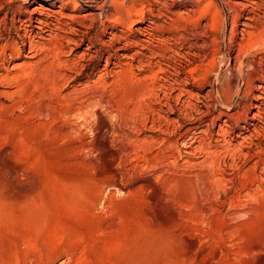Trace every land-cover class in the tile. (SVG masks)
Instances as JSON below:
<instances>
[{
	"label": "rangeland",
	"instance_id": "rangeland-1",
	"mask_svg": "<svg viewBox=\"0 0 264 264\" xmlns=\"http://www.w3.org/2000/svg\"><path fill=\"white\" fill-rule=\"evenodd\" d=\"M231 1L0 0V264H264V0Z\"/></svg>",
	"mask_w": 264,
	"mask_h": 264
},
{
	"label": "bare ground",
	"instance_id": "bare-ground-1",
	"mask_svg": "<svg viewBox=\"0 0 264 264\" xmlns=\"http://www.w3.org/2000/svg\"><path fill=\"white\" fill-rule=\"evenodd\" d=\"M23 1H27V0H23ZM231 1V0H230ZM228 2H229V0H228ZM232 2V1H231ZM237 2V1H236ZM244 2V1H243ZM245 3V2H244ZM229 4H230V2H229ZM234 4H235V2H234ZM234 4H232V5H234ZM239 4H242V3H239ZM236 5V4H235ZM234 5V6H235ZM255 5V4H254ZM2 6V5H1ZM240 6V5H239ZM238 6V7H239ZM242 6H243V8H244V5L242 4ZM245 6H246V4H245ZM231 7V6H230ZM242 8V7H241ZM206 9V8H205ZM239 9V8H238ZM250 9V8H249ZM50 10V9H49ZM194 10V9H193ZM199 10H201V9H199ZM25 11V10H24ZM45 11H47V10H45L44 9V6L43 5H39V6H34V8H32V9H30V10H28V8H27V10L25 11V13L28 15V17H26V21H27V25L25 26V29H24V37H28V40H29V42H30V48L32 49V50H43V49H46V50H49L50 48H51V46L53 47H55V49L56 50H58V51H62V44H60L59 42H58V40H59V37L57 36V35H54V37H51V38H54L53 39V41H51L50 39L51 38H47V37H45V36H43V34L44 33H46V29H48L49 28V25L50 24H53L52 23V21H50L49 19V16H52V17H54L55 15H60L62 18H66V19H70L69 17H70V15H72V14H70V15H68V14H64V13H62L61 11H59V10H57V11H53V10H51L50 12H48V13H46ZM198 11V10H197ZM188 12H189V9H188ZM188 12L186 13H184V14H176L177 15V22L175 21V22H173L174 24H173V26L174 27H180L181 28V25H180V22H182V20L184 21V22H188V20H190V16L188 17ZM181 13V12H180ZM256 13V12H255ZM5 15V14H4ZM69 17H68V16ZM91 15V14H90ZM142 16V15H141ZM73 17V16H72ZM71 17V18H72ZM74 17H77L76 16V14H75V16ZM78 17H80V16H78ZM88 17V16H87ZM55 18V17H54ZM82 18H83V16H82ZM251 17L249 16L248 18H246L247 19V21L250 19ZM61 19V18H60ZM77 19V18H76ZM75 19V20H76ZM214 19V18H213ZM1 20V19H0ZM74 20V21H75ZM181 20V21H180ZM3 21V20H2ZM70 21H71V19H70ZM78 21V20H77ZM247 21H244V22H242L241 23V25H242V27H241V31L240 32H242V33H247L248 31L246 30V28H248V27H250V25H249V23H247ZM76 22V21H75ZM81 22V21H80ZM58 23H59V20H58ZM71 24V23H70ZM187 24V23H186ZM211 24V23H210ZM80 25H82V24H80ZM217 24H216V22H213L212 23V27L214 28L215 26H216ZM85 26V25H84ZM235 27V32H236V27L237 26H234ZM216 28V27H215ZM233 28V27H232ZM33 29H35L37 32L35 33V37H34V39H32V37H30V35H29V33H31L30 31L31 30H33ZM72 29H74V28H72ZM175 29V28H174ZM249 29V28H248ZM58 30V29H57ZM71 30V29H70ZM181 30H183V29H181ZM178 31V30H177ZM184 31H185V29H184ZM183 31V32H184ZM201 31V30H200ZM71 32H72V30H71ZM182 32V33H183ZM185 32H187V31H185ZM234 32V31H233ZM181 33V34H182ZM242 33H240L241 35H242ZM34 34V33H33ZM49 34V33H48ZM115 34V33H114ZM113 34V35H114ZM118 34V33H117ZM199 34V33H198ZM197 34V35H198ZM202 34V33H201ZM200 34V35H201ZM74 35V34H73ZM116 35V34H115ZM114 35V36H115ZM193 35V34H192ZM234 35V34H233ZM34 36V35H33ZM47 36H52V35H47ZM59 36H61V35H59ZM117 36V35H116ZM121 36V35H120ZM176 36H178V35H176ZM184 35H182V37H183ZM203 36H204V34H203ZM243 36V35H242ZM63 37V36H62ZM71 37V36H70ZM35 38H37L36 39V41H35ZM65 38V37H64ZM67 38V37H66ZM65 38V39H66ZM179 38H180V35H179ZM179 38H176L177 40L179 39ZM114 39H116V40H121L120 39V37H115ZM113 39V40H114ZM182 39V38H181ZM48 40H50L51 42H49V43H51V44H49V43H47V41ZM64 40V39H63ZM115 40V41H116ZM239 40V41H238ZM238 40H236V41H238V42H236L237 43V45H238V47H240V49H239V51L242 49V50H244V51H246V49L248 48V43L246 42V41H244L245 39H238ZM68 41V42H67ZM67 43H71L72 41H73V43H75V44H77V42L75 41V40H73V39H68L67 38ZM102 42V41H101ZM118 42V41H117ZM196 42H197V40H196ZM105 43V42H104ZM204 43V42H203ZM216 43V42H215ZM102 44V43H101ZM213 44V43H212ZM250 44V43H249ZM29 45V44H28ZM78 45V44H77ZM213 45H215V44H213ZM251 45V44H250ZM264 45V44H263ZM75 46V45H74ZM189 47H187V48H195V50H196V48H198L197 46H196V44L195 43H192L191 42V44L190 45H188ZM199 46V45H198ZM202 46H204V45H202ZM216 46V45H215ZM254 47V46H253ZM121 48V47H120ZM203 48V47H202ZM31 50V51H32ZM72 50V49H71ZM212 50H214V49H212ZM29 51V50H28ZM34 51V52H35ZM57 51V52H58ZM187 51V50H186ZM209 51H211V49L209 50ZM30 52V51H29ZM41 52V51H40ZM55 52V51H54ZM54 52H53V54H54ZM56 52V53H57ZM217 52V51H216ZM241 52V51H240ZM136 53V52H135ZM243 53V52H242ZM245 53V52H244ZM248 53V52H247ZM27 54V53H26ZM33 54V53H32ZM35 54V53H34ZM37 54V53H36ZM188 55V57H189V59L188 60H186L187 62V65H189V64H191V61L193 60V59H195V58H197L198 56H199V54H198V51H194V52H187V53H185V55ZM202 54V53H201ZM205 54V53H204ZM213 54H214V52H213ZM239 54V53H238ZM25 55V54H24ZM40 55H41V53H40ZM51 55V54H50ZM61 55V54H60ZM65 55V54H64ZM35 56V55H34ZM37 56V55H36ZM83 56V54L81 55V57ZM179 56V55H178ZM205 56V55H204ZM207 56V55H206ZM240 57V56H239ZM24 58L26 59V60H24V63H22L21 64V66H23L24 67V69H28V67L30 68V66H32V65H36L37 63H40L41 61H43V58H42V56H41V58L42 59H40V57H39V61L38 62H32V61H30V59H33L32 57H30V55L28 56V55H25L24 56ZM58 58V57H57ZM108 58H110V57H108ZM216 58H217V56H216ZM260 58V57H259ZM27 59H28V61H27ZM199 59V58H198ZM213 59H214V57H213ZM234 60L233 61H235V57L233 58ZM237 59V58H236ZM107 60V59H106ZM195 61V60H194ZM208 61V60H207ZM201 62V61H200ZM202 62H203V60H202ZM244 62H246L247 63V61H245V60H243V58H240V65L241 64H243ZM43 63V62H42ZM65 63V62H64ZM69 63V62H68ZM108 63V62H107ZM107 63H106V65H107ZM147 63V62H146ZM209 63V62H208ZM208 63H206V64H208ZM213 63V62H212ZM192 64H193V62H192ZM205 64V63H204ZM215 64V63H214ZM19 65V64H18ZM210 65V64H209ZM212 65V64H211ZM233 65V64H232ZM197 66V65H196ZM234 66V65H233ZM196 68V67H195ZM56 69V68H55ZM29 70H31V69H29ZM32 70H33V68H32ZM20 71H22V70H19V72ZM189 71V70H188ZM192 71V70H191ZM26 74V73H25ZM24 74V75H25ZM41 75V74H40ZM48 75V74H47ZM117 76V75H116ZM208 76V75H207ZM3 77H4V75H3ZM3 77H1V78H3ZM10 77H13V75L11 76L10 75ZM9 77V78H10ZM14 80L16 79V81L17 80H19V79H21L23 76L22 75H20V74H16V75H14ZM7 78V77H6ZM5 78V79H6ZM250 78H251V76H250ZM248 79H249V77H247L246 78V82H247V84H249L248 83ZM3 80V79H2ZM9 80H11V78L9 79ZM5 81H7V80H5ZM194 81V80H193ZM262 81H264V79L262 80ZM44 82V81H43ZM19 83V82H18ZM258 87V86H257ZM262 87V89L260 90L259 89V93H257V95H255L254 96V98H255V100L254 101H250V106L254 109V111L252 112V114H251V116H250V120L252 121V123L253 122H255V121H258V122H262L263 121V119H264V85L263 86H261ZM166 88V87H165ZM260 88V87H259ZM167 89V88H166ZM14 90V89H13ZM161 90V89H160ZM182 91V90H181ZM151 94V93H150ZM148 96V95H147ZM238 113V112H237ZM236 113V114H237ZM235 114H233V113H227V114H225V120L223 121V123H224V125L223 126H221V129H220V132H223L225 129H224V127H227L228 126V124H227V121H228V119H230V117L232 118L233 116H234ZM238 115V114H237ZM238 121V120H237ZM252 126H254V124H252ZM232 128V127H231ZM254 128V127H253ZM207 133V132H206ZM224 133V132H223ZM225 134V133H224ZM219 135V134H218ZM253 135V134H252ZM246 137V136H245ZM257 138V137H256ZM209 156V155H208ZM207 157V156H206ZM210 157V156H209ZM205 159V158H204Z\"/></svg>",
	"mask_w": 264,
	"mask_h": 264
}]
</instances>
